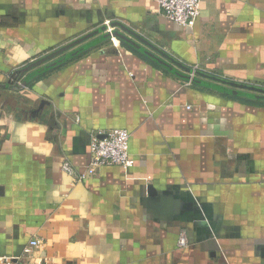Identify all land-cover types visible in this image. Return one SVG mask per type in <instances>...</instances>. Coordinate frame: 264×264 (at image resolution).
Returning <instances> with one entry per match:
<instances>
[{
  "label": "crops",
  "instance_id": "crops-1",
  "mask_svg": "<svg viewBox=\"0 0 264 264\" xmlns=\"http://www.w3.org/2000/svg\"><path fill=\"white\" fill-rule=\"evenodd\" d=\"M113 22L264 88V0H203L194 27L155 0H0V256L40 238L53 264H264V100L190 84L116 39L24 84L21 69ZM112 129L131 133V169L63 171L84 172L91 135Z\"/></svg>",
  "mask_w": 264,
  "mask_h": 264
},
{
  "label": "water",
  "instance_id": "water-1",
  "mask_svg": "<svg viewBox=\"0 0 264 264\" xmlns=\"http://www.w3.org/2000/svg\"><path fill=\"white\" fill-rule=\"evenodd\" d=\"M110 29H112V31H110ZM98 35H101L100 40H96L77 48L79 45ZM113 38L130 45L188 83L210 88L229 95L264 100L263 87L224 80L200 72L192 67H187L120 22L110 23L109 26L104 25L97 31L89 33L27 65L20 70V74L27 78L24 84L27 85L29 81L36 77L56 69L101 41Z\"/></svg>",
  "mask_w": 264,
  "mask_h": 264
},
{
  "label": "built area",
  "instance_id": "built-area-1",
  "mask_svg": "<svg viewBox=\"0 0 264 264\" xmlns=\"http://www.w3.org/2000/svg\"><path fill=\"white\" fill-rule=\"evenodd\" d=\"M155 1L168 20L183 27H194L201 15L203 0ZM130 140L131 133L127 129L97 131L90 138V163L86 170L77 174L68 161L63 163L62 169L65 173L75 176L78 181L96 176L100 169L105 166H121L128 171L135 165V160L130 154ZM187 240L186 235L183 233L180 238V245L185 246L188 243ZM42 244V239L34 238L25 247L21 256H0V264H53L46 259L35 257V251Z\"/></svg>",
  "mask_w": 264,
  "mask_h": 264
}]
</instances>
